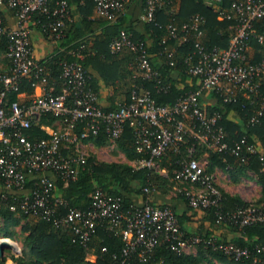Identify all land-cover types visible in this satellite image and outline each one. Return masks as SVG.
<instances>
[{
  "label": "trees",
  "instance_id": "obj_1",
  "mask_svg": "<svg viewBox=\"0 0 264 264\" xmlns=\"http://www.w3.org/2000/svg\"><path fill=\"white\" fill-rule=\"evenodd\" d=\"M232 1L222 0L214 5L207 4L204 0H172L156 11L153 21L142 20L145 33L134 30L126 9L116 21L110 22L98 15L92 0H68L69 6L73 4L77 8L79 17L74 19L70 10L59 36L51 27L55 17L46 12L35 11L28 22L29 27H35L45 39L55 42L49 54L37 59L46 73V82L43 85L50 93H58L62 83L61 63L78 61L87 72L88 86L98 94L92 71H95L106 84H113L117 79L120 80L121 64L124 63L122 81L125 84L126 98L123 104L130 101V91L133 85H137L148 89L158 104L173 105L179 96L198 91L200 83L196 76L188 72L189 62L186 58L192 56L195 59L196 56L192 38L185 41L169 37L166 25L171 23L180 28L184 23L190 22L192 16L199 15L203 18L200 25L202 30L200 42L208 49L214 47L225 49L234 33L235 21L232 17L231 19L218 17L230 8ZM0 2L4 3L2 0ZM142 4L144 12L145 0H142ZM54 6L55 4L51 3L49 10ZM6 7L9 15L16 16L15 8ZM4 16V12L0 10L1 24L9 26ZM254 25L256 33L250 36L246 51L250 62L264 58V39L258 41L256 37V34L264 29V19L256 20ZM122 30L130 33L133 40L143 42L151 67L155 71L152 78H145L144 71L138 67V51L127 47L115 53L110 51L111 42ZM189 37H192L191 33ZM6 46L7 38L0 35V57L1 53L5 52ZM2 60L0 59L2 64L0 71L8 67V61L3 63ZM40 78L41 76L34 78L33 75L22 78L18 92L8 94L7 101H19L18 94L21 92H25L31 100L34 97L32 83L38 82ZM208 91L216 99L217 104H202L200 95L198 100L207 113L219 114L217 124L223 128L225 132L223 139L226 142L232 144L245 138L248 144H253L256 148V138L264 146V117L259 123L253 124L250 121L255 109L264 102V79L261 81L259 93L249 99L238 93L235 101L226 100L223 91ZM30 100L26 103L19 102L25 105ZM119 106L103 109L114 110ZM230 112L237 114L238 119L230 118ZM60 119L59 115L52 112L42 113L32 120V125L26 133L33 140L50 138ZM83 126L84 123L79 122L75 133L79 135ZM191 129L193 124L185 129L178 150L169 148L160 158L159 168L153 169L130 164V160L137 161L146 154L136 150L132 128L125 124L123 132L114 141L118 149L124 153L126 161H103L94 156H87L84 164L78 167L75 178L69 180L48 172L53 180L50 200L58 216L64 214L68 207L86 210L91 204L93 192L99 188L108 194L120 197L123 212L126 214L139 207L135 204L134 197L141 198V205L145 202L154 203L152 200L154 191L166 195L175 184H179L187 189L181 190L176 198L186 205L187 210L178 213L175 205L167 203L156 205L169 207L175 212L183 236H199L205 241L210 239L212 244L200 242L195 247L189 248L194 250L187 252L188 249L178 251L172 242L160 241L145 254H141L140 250L126 253V244L120 229L110 230L106 225L97 226L91 237L84 244L80 243L70 226H57L52 220L43 219L40 215L24 213L18 207L17 201L25 193L30 195L32 191L39 189L37 175L32 173L25 178L24 191L7 190L0 179V219H2L0 233L5 238L19 239L22 244L21 255L3 254L0 257V264H202V262L264 264V224L257 222L239 225L230 219L231 214L241 208L254 206L264 210V158L260 159L261 155L257 150L254 153L248 152L245 146L237 154L220 153L206 144H200L191 133ZM110 140L105 129L102 128L96 136H89L82 141L103 147ZM190 148L193 151L190 152ZM189 157L204 159L205 173L212 176V184L220 192L217 206L192 207L185 190L194 191L197 185L190 182L180 183L174 178V172ZM216 168H220L232 183H237L241 179L255 178L260 196L254 202H248L238 195L225 192L213 177ZM160 169H165L167 175H162ZM55 199L63 202H56ZM12 205L17 206L16 209L12 210ZM199 211L211 225L224 226L232 235L228 238L226 234L216 236L210 231L191 232L186 222L191 219L194 212ZM221 243L245 249L246 254L235 259L215 247ZM4 251H8V248Z\"/></svg>",
  "mask_w": 264,
  "mask_h": 264
},
{
  "label": "built area",
  "instance_id": "obj_2",
  "mask_svg": "<svg viewBox=\"0 0 264 264\" xmlns=\"http://www.w3.org/2000/svg\"><path fill=\"white\" fill-rule=\"evenodd\" d=\"M2 1L6 6L17 10L18 24L12 28L0 22V35L7 38L4 54L8 61L7 69L0 71V179L5 189L24 191L25 178L35 173L39 188L30 195L25 193L17 201L18 207L24 213L52 220L57 226H70L83 244L99 225H106L110 230L120 229L125 240L126 253L140 250L141 254H145L160 241L172 242L178 251L193 248L200 242L212 244L210 239L205 241L199 236H183L176 214L169 207L145 202L125 214L121 198L99 188L93 192L91 204L86 210L68 207L64 214L58 216L50 200L53 180L47 173L58 174L65 180L74 179L78 167L84 164L87 157L79 150L82 140L96 136L102 128L114 140L123 132L125 124L132 128L136 150L146 154L133 162L136 167L159 168V160L169 148L178 150L183 133L190 124H193L191 133L200 144H206L220 153L237 154L243 146L250 153L256 152L255 146L248 144L245 138L232 144L226 142L223 139L225 132L217 124L219 114L207 113L198 97L201 90H221L226 95V100L233 101L238 93L248 99L259 93L261 81L264 79V58L250 62L246 51L250 36L256 33L255 21L264 19V0H233L230 8L219 15V19L232 17L235 21L234 33L225 49H208L200 42L203 18L199 15L192 16L190 22L184 23L180 28L171 23L167 24L169 37L185 41L192 38L196 56L195 59L188 56L186 60L189 62L188 72L198 78L200 89L179 96L173 105H165L158 104L148 89L133 85L130 101L114 110L101 107L98 94L88 86L87 72L78 61L61 63L62 83L58 93H50L43 85L46 82V73L34 57L28 22L35 11L49 13L55 17L51 27L59 36L65 20L69 17L68 0ZM92 1L98 15L110 22L117 20L129 2ZM171 1L145 0L142 20L153 21L156 11ZM204 1L216 5L222 0ZM51 3L55 6L49 10ZM190 33L192 37H189ZM256 37L258 41H262L264 29ZM123 47L138 51V67L144 71L145 78H152L155 71L151 67L143 42L133 40L130 33L122 30L111 42L110 51L115 53ZM77 56L81 57L80 54ZM31 75L41 78L32 83L34 97L30 102L25 105L18 100L8 102V94L18 92L22 78ZM46 112L60 116L57 125L62 128L61 131L55 130L50 138L30 139L26 132L31 127L32 120ZM262 117L264 102L255 109L250 121L253 124L259 123ZM79 122H83L84 126L78 135L75 130ZM189 151L193 149L190 148ZM263 158L261 155L260 159ZM174 178L180 183L190 182L197 185L194 191L185 190L192 207L218 205L220 192L212 184V176L205 173L198 159L189 157L174 172ZM55 201L63 202L59 199ZM16 207L12 205L11 209ZM230 219L239 225L257 222L264 224V210L254 206L241 208L233 212ZM215 247L235 259L246 254L245 249L231 244L221 243Z\"/></svg>",
  "mask_w": 264,
  "mask_h": 264
},
{
  "label": "crops",
  "instance_id": "obj_3",
  "mask_svg": "<svg viewBox=\"0 0 264 264\" xmlns=\"http://www.w3.org/2000/svg\"><path fill=\"white\" fill-rule=\"evenodd\" d=\"M0 10L4 12V17L6 18V21L8 25L12 28H15L18 24V18L16 16H12L8 14V9L6 5L2 2H0ZM71 14L73 15L74 19H77L79 17V13L77 11V8L71 4L70 5ZM126 13L129 15V21L132 24L134 30L137 32L145 33V25L142 21V14H143V4L142 0H129L127 6H126ZM30 28V35L32 39V47H33V54L36 59L42 58L44 55L49 54L54 46V41H49L45 39L41 33L35 28V27H29ZM2 66V64H0ZM124 66L121 64V78L120 80L117 79L113 84H106L103 82V80L98 76V74L95 71H92V74L95 79V84L98 91V98L99 103L101 107L103 108H115L125 101L126 98V90H125V84L122 81V73ZM120 74V72H119ZM200 96L202 100V104L206 105H215L217 104V101L215 98L212 97L210 92L208 90H201ZM19 101L21 103H26L29 99V97L25 94V92H21L18 94ZM230 118L237 120L238 116L234 112L229 113ZM58 124V122H57ZM255 145L256 150L259 152L260 155L264 156V146L261 141L255 138ZM130 164L133 165L134 161H129ZM159 172L162 175H167L165 169H160ZM221 175H225V173L220 169L216 168L215 174H213V177L217 183L225 192L231 194V195H238L245 201H250L251 196L249 193H246V190L251 187L248 186L247 182L250 179H241L237 183H232L228 179L224 180V178H221ZM256 184V182L254 181ZM246 188L245 191L242 189ZM187 189L184 186H180L179 184H175L172 189H170L169 193L166 195H163L159 193L158 191H154L152 194V200L155 204H171L175 205L176 211L178 213H181L185 210H187L186 205L180 200L176 198V195L181 192V190ZM134 202L136 205L140 206L142 204V200L139 196L134 197ZM191 213V212H189ZM187 226L189 227L191 232L196 231H210L213 235L219 236L222 234H226L228 238L232 235L230 231H228L224 226L220 225H211L208 220L205 219L202 212H194L191 215V219L186 222ZM3 239H0V243ZM8 245V244H7ZM10 246V245H9ZM11 247V246H10ZM4 254V253H3Z\"/></svg>",
  "mask_w": 264,
  "mask_h": 264
},
{
  "label": "rangeland",
  "instance_id": "obj_4",
  "mask_svg": "<svg viewBox=\"0 0 264 264\" xmlns=\"http://www.w3.org/2000/svg\"><path fill=\"white\" fill-rule=\"evenodd\" d=\"M0 59L1 60L3 59L2 60L3 63H6V61H7L4 53H1ZM61 129L62 128L57 125L56 130L61 131ZM67 144L69 146H71V144L69 142H67ZM79 150L84 154V156H94L98 160L118 161V162H125L126 161V157H125L124 153L118 149V147L116 145V141H114V140L108 141V143L103 147H98L91 142L82 141L80 143ZM199 162L205 168L204 159H199ZM221 178H224V180L228 179L226 174L221 175ZM254 180H255V178H252L247 182L248 183L247 185L251 186L246 190V193H249V195L251 196L250 202H254L260 196L259 186L254 183ZM245 189L246 188H243L242 190L245 191ZM1 221H2V219H0V222ZM0 226H1V223H0ZM0 238H5V237H3L2 234L0 233ZM7 241H10V242L7 243ZM5 243L10 245L11 247L8 248V251H4V255H7V254L8 255L13 254L15 256L21 255L22 244H21V241L19 239H15V240L14 239H7L5 241ZM192 250H194V249H188L187 252L192 251ZM202 264H208V263L202 262Z\"/></svg>",
  "mask_w": 264,
  "mask_h": 264
},
{
  "label": "water",
  "instance_id": "obj_5",
  "mask_svg": "<svg viewBox=\"0 0 264 264\" xmlns=\"http://www.w3.org/2000/svg\"><path fill=\"white\" fill-rule=\"evenodd\" d=\"M6 248H10V246L5 245V244H1V243H0V257L3 256L4 250H5Z\"/></svg>",
  "mask_w": 264,
  "mask_h": 264
},
{
  "label": "bare ground",
  "instance_id": "obj_6",
  "mask_svg": "<svg viewBox=\"0 0 264 264\" xmlns=\"http://www.w3.org/2000/svg\"><path fill=\"white\" fill-rule=\"evenodd\" d=\"M7 240V238L6 239H3L2 241H1V244H5V245H7L6 243H5V241ZM8 242H10V241H7V243ZM12 245V244H11ZM9 246V245H8Z\"/></svg>",
  "mask_w": 264,
  "mask_h": 264
}]
</instances>
